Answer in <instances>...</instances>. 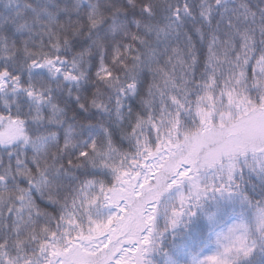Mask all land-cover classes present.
I'll use <instances>...</instances> for the list:
<instances>
[{"label": "snow or ice", "instance_id": "obj_1", "mask_svg": "<svg viewBox=\"0 0 264 264\" xmlns=\"http://www.w3.org/2000/svg\"><path fill=\"white\" fill-rule=\"evenodd\" d=\"M0 264H264V0H0Z\"/></svg>", "mask_w": 264, "mask_h": 264}]
</instances>
